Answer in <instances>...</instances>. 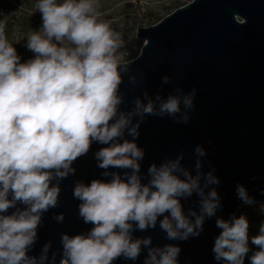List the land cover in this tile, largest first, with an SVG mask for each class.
<instances>
[{
	"label": "clouds",
	"instance_id": "1",
	"mask_svg": "<svg viewBox=\"0 0 264 264\" xmlns=\"http://www.w3.org/2000/svg\"><path fill=\"white\" fill-rule=\"evenodd\" d=\"M97 4L37 0L42 24L26 34L24 46L33 56L23 61L6 32L8 15L0 11V264H116L135 262L142 253L143 264H180L179 243L153 246L151 236L134 233L159 224L165 240L183 242L199 237L214 217L221 230L211 249L217 264H245L246 258L249 264H264V223L250 236L245 215H217L223 208L217 191L221 181L214 168L203 171V145L195 146L191 169L180 152L142 173L146 153L137 141L145 118L167 116L188 124L197 89L185 93L177 87L166 98L144 91L130 109L122 108L121 85L133 62L123 58L124 36L100 17ZM128 80L135 86L138 77ZM170 82L164 76L161 85ZM93 144L102 145L93 158L103 178L75 181L72 190L80 201L78 217L92 227L61 233L57 251L49 240L38 255H30L44 215L60 205L62 181L76 174L74 163ZM235 191L243 206L257 203L243 184ZM193 195L198 210L185 211L181 201ZM52 219L63 223L65 215Z\"/></svg>",
	"mask_w": 264,
	"mask_h": 264
},
{
	"label": "water",
	"instance_id": "2",
	"mask_svg": "<svg viewBox=\"0 0 264 264\" xmlns=\"http://www.w3.org/2000/svg\"><path fill=\"white\" fill-rule=\"evenodd\" d=\"M136 38L143 46L124 75L122 108L130 109L132 100L142 97L144 91L153 98L157 92L166 98L177 87L185 93L197 89L188 124L174 123L167 116L145 118L137 141L146 153L142 173L146 175L150 164H160L180 152H184L183 165L191 169L193 150L201 144L207 151L203 171L214 168L221 181L217 191L223 208L218 216L228 219L243 206L237 199V183L247 187L256 204L264 203V195H260L264 190V0H193L159 23L138 28ZM133 74L138 77L135 86L128 80ZM164 76L171 77V82L162 87ZM100 147L93 144L92 150L74 163L76 174L62 181L60 205L44 215L30 255H38L49 240L52 251H57L61 233L75 235L92 227L78 217L80 201L73 198L72 190L75 181L90 183L103 178L93 158ZM197 200L195 195L182 200L185 211L189 207L198 210ZM59 213L65 215L63 223L52 219ZM220 231L214 217L206 221L199 237L183 242L165 240L159 224L134 236H151L153 246L179 243L180 264H217L211 249ZM144 256L142 253L135 262L120 259L116 264H143ZM245 264H249L247 258Z\"/></svg>",
	"mask_w": 264,
	"mask_h": 264
},
{
	"label": "rangeland",
	"instance_id": "3",
	"mask_svg": "<svg viewBox=\"0 0 264 264\" xmlns=\"http://www.w3.org/2000/svg\"><path fill=\"white\" fill-rule=\"evenodd\" d=\"M193 0H98L97 11L102 19L111 21L114 29L120 31L126 41L123 58L133 61L141 52L143 43L137 40V29L146 28L159 23L176 9L183 7ZM17 32H15L16 34ZM14 34V36H15ZM18 34V33H17ZM15 36V43L17 41ZM10 42H12L10 40ZM23 56L32 57L33 54L25 46L21 48ZM261 204L242 206L237 213L253 218L255 215L263 216L260 211ZM250 222V221H249ZM261 222H250V236L256 235ZM251 246V245H250ZM253 250L255 246H251ZM251 255V253H249Z\"/></svg>",
	"mask_w": 264,
	"mask_h": 264
},
{
	"label": "trees",
	"instance_id": "4",
	"mask_svg": "<svg viewBox=\"0 0 264 264\" xmlns=\"http://www.w3.org/2000/svg\"><path fill=\"white\" fill-rule=\"evenodd\" d=\"M37 0H0V11L8 15L7 35L9 40L12 41L14 47L17 49L18 54L23 60L30 57L23 56L21 48L26 43V34L31 30H38L42 24L41 14L36 11L34 5ZM2 18V17H0ZM15 32H17V41L15 43ZM15 34V36H14ZM263 216L255 215L253 218H247L250 222L256 221L264 223Z\"/></svg>",
	"mask_w": 264,
	"mask_h": 264
}]
</instances>
